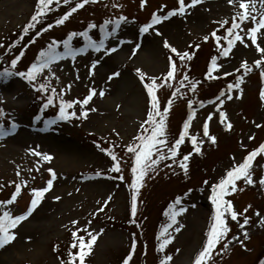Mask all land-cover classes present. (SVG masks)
Returning a JSON list of instances; mask_svg holds the SVG:
<instances>
[{"label":"rangeland","instance_id":"rangeland-1","mask_svg":"<svg viewBox=\"0 0 264 264\" xmlns=\"http://www.w3.org/2000/svg\"><path fill=\"white\" fill-rule=\"evenodd\" d=\"M185 2L188 3L189 0ZM115 3L123 7L115 8L113 7ZM34 7L35 0H0V40L7 32L22 25L33 13ZM176 7L177 0H147L143 8L140 7V0H105L85 5L64 25L56 26L52 29L53 32L41 37L43 42H47L48 37L54 38V31L58 32L56 38H63L66 32L79 31L86 28L90 22L98 23L118 17L120 14L128 17L127 23L122 24L118 34L106 42L107 47L117 48L115 52L103 55L102 52L97 53L89 49L87 53L78 55L75 61L66 58L53 62L52 71L59 77V81L50 77L51 86L59 92L65 85H72L70 91L65 90V99H82L88 94L90 87L105 91L103 97L94 96L86 106L96 109L89 112L86 119L79 117L80 107L77 105L75 110L78 116L57 122L56 127L55 125L46 127L45 121L49 120L48 118L39 121L34 118V121H37L35 124L32 120L38 105L37 95H34L35 89L21 77L0 79V108L5 113L0 120L3 119L2 124L5 126H10L13 121L19 125L13 134L0 140V185H9L10 181L20 182L21 179L28 180V185L22 186V189H26L22 197L24 200H18L17 203L8 206L12 213L15 215L25 211L27 198H31L29 191L31 188L46 185L47 179L50 178L46 169L51 167L58 175L52 190L45 194L44 200L33 214L14 229L17 233L16 239L0 248V264H60L63 258L58 255L56 245L58 242L62 244L66 242L68 229L72 228L69 222L73 219L79 221L76 227L91 221V229L96 231L103 229L92 254L86 257V264H122V260L130 251L133 233L137 244L130 264H159L161 255L157 251L156 235L162 212L166 211L170 199L183 196L189 188L192 192L182 200V206L186 211L177 217L183 228L178 233L173 230L175 226L170 229L174 239L164 254L173 256L170 264H191L194 254L202 245L213 210L208 199L210 189L203 181L216 182L232 164L231 156L235 155L239 162L247 151L264 142V100L259 96L260 91L264 89V78L260 75L262 69L252 65V61L258 59L259 54L255 53L253 46L245 48L239 41L236 42L229 57L219 58L218 62L223 66L213 72L216 78L208 80L206 77L211 57L218 53L215 40L210 37L208 41H204L203 36L213 30H221L220 36L225 34V28L229 25L221 28L217 22L223 19L231 21L234 10L227 0H203L185 17L173 16L156 25L162 35H156L151 30L149 33H139V27L150 21L153 12L164 14ZM90 34L102 38L98 27L91 30ZM164 39L180 51L194 53L192 59L186 62L187 67H181L175 74V79L169 81L172 87L165 85L157 89L161 107L165 106L171 93L177 88L181 93L180 96L173 98V106L167 118L169 143L174 141L182 128L189 110V100L193 101L192 106L197 109L190 134H198L202 138V124L211 112L213 118L209 121L210 134L217 136V143L212 145L206 141L202 146L203 155L193 153L189 161L187 178L175 165L173 168L177 172L176 175L164 167V163H171L170 160L162 162L156 173H148L138 197L136 220L140 227L133 225L127 229L122 221L127 218L131 202V191L128 188L131 179L129 154L121 148L111 150L121 158L124 180L115 178L120 175L119 173L115 176L103 173L97 176L98 170L106 168L108 163L89 138L86 140L85 133L115 138L121 140L124 146L133 140L139 125L147 118L146 113L150 107L146 91L135 69L140 68L148 76L162 77L166 74L169 69L168 57L171 55L169 49L163 46ZM83 43L82 37L73 40L74 47H80ZM137 43L141 47L133 55ZM40 44L38 42L31 47L25 62ZM196 44L200 45L198 49L195 47ZM221 44L226 46V41L222 39ZM97 58L100 59V63L96 65L93 74L89 75L91 63ZM172 58L180 67L178 57L174 54ZM244 60L252 65V71L246 75L243 69L240 72L235 71ZM114 71H119L120 76L108 80V76ZM185 71L189 81H200L195 94L189 90L188 82L180 84ZM224 71L230 72L231 75H221L220 73ZM46 75L47 70L44 73V76ZM237 75H244V82L241 84L243 92L241 94L238 90H233V99L225 100L222 106V110L226 111L229 121L233 124L231 130H226L218 122L216 108L207 101H214L221 90L227 91V84L234 82ZM44 76H40L42 80ZM237 95H240L239 99L236 98ZM40 97L42 98L41 95ZM200 101H205L203 108L199 107ZM53 110V114H58V108ZM256 124H260L261 127L257 128ZM249 135L254 138L249 140ZM241 142L247 145V149L240 147ZM29 148H37L48 153L53 159L45 162L42 158L32 156L28 152ZM190 151L192 146L186 139L181 145L180 154ZM38 159L40 171L29 172L28 169L34 168ZM108 162L111 163L112 160L108 159ZM258 162L264 164V160L257 156L253 162V178L257 183L245 185L240 181L238 189L244 190H238L226 197L233 201L238 211L248 205L252 206L246 213L251 217L250 224L245 226L250 236V239L245 240L247 250L240 244L231 242L229 249L215 258L214 264H254L258 253L264 248V227L259 226L258 218L254 215L258 210L264 216V185L258 183L259 177L264 175V167H257ZM18 166L20 176L16 175ZM57 195L61 197L60 200L54 199ZM109 196L111 199L104 204ZM101 206L104 209L102 212H97L95 216L91 215ZM108 216L120 219L121 225H109ZM228 223L231 229L229 238L240 233L236 222L229 219ZM240 238L243 239L242 234ZM221 246L218 245V248Z\"/></svg>","mask_w":264,"mask_h":264},{"label":"snow or ice","instance_id":"snow-or-ice-1","mask_svg":"<svg viewBox=\"0 0 264 264\" xmlns=\"http://www.w3.org/2000/svg\"><path fill=\"white\" fill-rule=\"evenodd\" d=\"M177 2L178 7L170 9L164 14L153 12L150 21L139 27V33L145 34L149 33L151 30L156 35H162L159 29L155 27L156 25L163 23L173 16L178 15L180 17H185L191 9L198 4H201L203 0H189L188 3H186L185 0H177ZM94 3H98V0H36L33 14L22 28L23 34L19 36L18 41L14 43L23 40L24 36L30 31L37 29L38 25L43 26L35 31V37H39L42 33L49 31L55 26L64 25L79 9L84 8L85 5ZM146 3L147 0H140V7L143 8ZM227 3L233 6L234 10L231 21L229 22V20L223 19L217 22L221 28L225 25H229L225 28V34L223 36L217 35L218 30H213L208 35L203 36L204 41H208L210 37L215 40L218 53L211 57L206 77L208 80L216 78L213 76V72L221 69L223 66L222 63L218 62L219 58L229 57L231 50L236 45V42L239 41L245 48L249 47V45L253 46L255 53L259 54V58L254 59L252 65L256 68L262 69L260 75L264 78V47H262V44H264V0H227ZM62 5L71 6L59 15L58 18L45 24L44 22L48 14L54 10H58ZM113 7L119 9L122 8L123 5L115 3L113 4ZM127 21L128 17L120 14L118 17L105 19L99 26L96 23L90 22L87 24L86 28L81 31H69L66 34V37L62 40L53 38L47 44L46 48H42L39 51L35 61L25 70L12 71L8 67H5L3 71L0 72V79L7 80L12 76L21 77L29 82L33 89L47 94L42 103V109H48L50 106L54 105L56 100H58V114L54 118L45 121L46 127L50 128L51 126L56 125L58 121H67L72 117H77L78 113L75 110V106L77 105L80 107L79 117L86 119L89 112L96 111L95 108H89L86 106L89 105L94 96L99 95L100 97H103L105 91L103 89L98 90L96 87H90L88 94L82 99H65V90L67 89L70 91L72 85H65V87L61 88L59 92H57L55 87L51 86L50 77L59 81V77L56 76L54 71H52L53 62L66 58H71L75 61L78 55L87 53L89 49L97 53L102 52L103 55H109L112 52H115L117 48L115 46L107 47L106 42L110 37L117 35L122 24L127 23ZM97 27H99V32L102 34V38L94 39L93 34H90V31L97 29ZM77 37H82L84 41L83 45L80 47H74L73 45V40ZM222 39L226 41V46L221 44ZM34 42V38L29 41V43ZM128 42L130 43L131 41ZM120 43H124V41H120ZM162 43L165 48L169 49L172 54H175V56L178 57L180 67H178L176 60H173L172 56H169V69L162 77L148 76V74L140 68L135 69L139 81L141 82L143 89L146 91L148 103L150 105L146 113L147 118L139 125V134L134 136L132 142L126 145V151L129 154V160L131 163V179L128 183V188L131 191L130 214L132 219H130L129 222L135 224L138 228L140 225L137 224L135 220L138 212V197L148 173H156L162 162L170 160L171 163H164V167L170 169L173 175H176L177 172L175 168H173V165H175L176 168H179L183 173L184 177L187 178L189 175V161L193 153L203 155L202 146L206 141L212 145L217 143V136L210 134L209 121L213 118V113L211 112L207 115L202 124V138L199 137L198 134H190V128L197 113V109L192 106V100L188 101L189 110L186 119L182 123V128L179 131L178 136L174 141L169 143L167 118L170 109L173 106V98L180 96L181 93L179 88H177L176 91L171 93V97L167 100L165 106L161 107L160 100L157 96V89L165 85L172 87L169 81L175 79V74L181 70V67H187L186 62L192 59L194 53H190L187 50H178L175 46L170 44L167 39H164ZM61 45L63 50L58 51V48ZM9 47H11V45ZM140 47L141 45L139 43L135 44L133 55ZM195 47L198 49L200 45L196 44ZM23 55L24 52L21 51L11 59V69L16 68L18 61H20ZM99 63V58L92 61L89 75L93 74L96 65ZM252 65H250L247 60H244L235 71L240 72V70L243 69V73L246 75L252 71ZM45 70H47L46 76H44ZM220 74L224 76L231 75L228 71H224ZM244 75H237L234 82L227 84V91L221 90L219 95L215 97L214 101H207V103L213 104L216 108L218 122L223 125L226 130H231L233 124L229 121L226 111L222 110V106L225 104V100L231 101L233 99V90H238V92L242 94L243 89L241 88V84L244 82ZM40 76H44L43 82H39L38 78ZM118 76H120V72L114 71L108 76V80H112L114 77ZM77 79H79L78 76ZM185 82H188L189 90L195 94L200 81H189V76L185 71L180 80V84L184 85ZM259 96L261 100H264V89L260 91ZM236 98L239 99L240 95H237ZM204 106L205 101H200L199 107L203 108ZM4 114V110L0 108V117H3ZM39 118L40 117H36V119ZM145 125H147V127H145ZM256 127L259 128L261 125L256 124ZM17 129L18 124L15 121H13L10 126L0 124V140L13 134ZM253 138L254 137L251 135L248 137L249 140ZM186 139L190 141L192 151L181 155L180 148L181 145L185 143ZM240 147L242 149H247V145L243 142L240 143ZM164 149H166V151H164ZM103 150L107 152V155L113 161L110 171L120 174L115 177L116 179L124 180L121 168V158L118 157L114 151L107 149ZM28 152L32 156L42 158L45 162H50L53 159L52 155L41 152L37 148H29ZM257 156H260L261 160H264V142H261L253 150L247 151V154L244 155L239 162H237L235 155L231 156L230 159L232 164L224 170V174L221 175L216 182L209 183L208 180L203 181V184L207 185L210 189L208 199L211 201L213 210L209 219L207 231L204 234L202 246L194 254L191 264H214L215 258L228 250L231 242H236L247 250L245 240L250 239V236L245 226L250 224L251 217L246 215V213H248L252 206L248 205L238 211L234 207L233 201L226 197L238 190H244L243 188L238 189V182L240 181L245 185H254L257 183V180L253 178V162L256 160ZM256 166L264 167V164L258 162ZM28 171L39 172L40 159L36 161L34 168H29ZM46 171L50 174V178L47 179L46 185L43 187H33L29 190L31 196L30 203L27 209L20 214L14 215L8 206L13 205L17 201L18 196L21 195L22 186L26 187L28 185V180L21 179L20 182H9L15 183V188L9 199L0 200V248H4L16 239L17 233L14 229L33 214L40 203L44 200L45 194L52 190L54 181L58 179V175L51 167L46 169ZM100 174L101 173L99 172L96 173L97 176ZM16 175H21L19 166ZM33 179H35V177H33ZM258 183L264 185V175L259 177ZM2 188L3 185H0V189ZM201 191H203V189H201ZM191 192L192 189L189 188L183 196L175 197L164 212V215L167 217V222L161 225L157 236L158 252L164 253L167 246L174 239V236L170 232V229H173V226H175L173 229L174 232L177 233L183 228V225L179 224L177 217L186 211V208L182 206V200ZM54 199L60 200L61 197L57 195ZM110 199L111 197L109 196L104 204H107ZM193 207H195V205H193ZM103 210V206H101L97 208L95 212L91 213V215L95 216L97 212H102ZM254 215L258 218L259 226L264 227V216H262L258 210L254 212ZM229 219L236 222L238 228L241 230L240 233L232 235L230 238L228 236L231 231L228 223ZM69 223L72 226V228L69 229L71 232V243L67 252L66 260L61 259L60 264H86V257L92 254L96 241L99 235L103 232V229H100L99 231L91 229V221H88L81 227H76L79 224V221L76 219L71 220ZM241 234L243 235V239L240 238ZM132 235L133 239L130 251L122 260V264H130L136 250L137 242L135 239V233ZM218 245L222 246L218 248ZM177 252H179V249H177ZM172 260V255L164 254L159 259V264H170ZM258 264H264V258H260Z\"/></svg>","mask_w":264,"mask_h":264},{"label":"trees","instance_id":"trees-1","mask_svg":"<svg viewBox=\"0 0 264 264\" xmlns=\"http://www.w3.org/2000/svg\"><path fill=\"white\" fill-rule=\"evenodd\" d=\"M70 6L71 5H69V6L62 5L58 10H54L53 12L49 13L44 23L46 24L48 22H52L55 18H58L59 15H61L64 11H66L67 8ZM42 26L43 25H38L37 29L30 31L27 35L24 36V39L20 40L18 43H14V42L18 41V37L23 34L22 33L23 26L19 27L17 29L16 28L13 29L11 32H9L7 35H5L3 37V40L1 42L2 45H0V72H2L5 67H8L12 71H22V70H25L27 68L26 64L28 62L25 64L24 61L22 60V62H23L22 63L21 59L28 53V51L30 50L32 45L35 43V42L29 43L30 39L34 38L35 41L38 40V37H35V31L38 30ZM217 33L219 34L220 31ZM10 45H11V47H9ZM21 51L24 52V55L21 57L20 61H18L16 68L11 69V65H10L11 59H13L15 57V55L19 54ZM33 61H35V59ZM145 127H147V125H145ZM87 137H88V135H87ZM92 138L94 139L93 140L94 143L101 150H103V149L109 150L110 147L117 148V147L121 146V144L119 142H117L116 140H107V139H103L100 137H94V136ZM104 152L107 155V152L106 151H104ZM107 157L109 158L108 155H107ZM123 224L126 225V224H128V222L123 221ZM70 243H71V239H69V245H70ZM260 258H264V249H262L258 253L257 263H258Z\"/></svg>","mask_w":264,"mask_h":264}]
</instances>
